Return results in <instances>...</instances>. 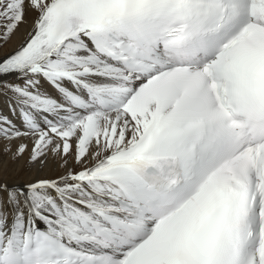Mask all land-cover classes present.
Here are the masks:
<instances>
[{"label":"snow or ice","instance_id":"snow-or-ice-1","mask_svg":"<svg viewBox=\"0 0 264 264\" xmlns=\"http://www.w3.org/2000/svg\"><path fill=\"white\" fill-rule=\"evenodd\" d=\"M0 264H264V0H0Z\"/></svg>","mask_w":264,"mask_h":264},{"label":"bare ground","instance_id":"bare-ground-1","mask_svg":"<svg viewBox=\"0 0 264 264\" xmlns=\"http://www.w3.org/2000/svg\"><path fill=\"white\" fill-rule=\"evenodd\" d=\"M27 156H25L24 160L13 163L9 161L6 157L2 158L4 165H6V173L10 175L12 179L22 180L27 178L30 175V171L25 165V160Z\"/></svg>","mask_w":264,"mask_h":264}]
</instances>
